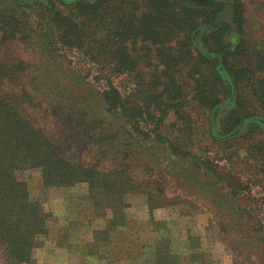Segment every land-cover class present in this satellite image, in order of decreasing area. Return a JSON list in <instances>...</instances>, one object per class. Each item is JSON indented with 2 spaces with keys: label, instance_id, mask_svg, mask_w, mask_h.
<instances>
[{
  "label": "trees",
  "instance_id": "obj_1",
  "mask_svg": "<svg viewBox=\"0 0 264 264\" xmlns=\"http://www.w3.org/2000/svg\"><path fill=\"white\" fill-rule=\"evenodd\" d=\"M6 2L13 8L0 7V251L7 264H30L36 238L46 233L43 208L22 192L19 171L42 169L47 187L88 183L99 209L121 220L129 194L156 197L155 173L163 163L141 137L167 145L173 159L193 156L194 121L185 108L212 112L222 137L246 127L264 128L262 63L244 66L246 44L228 42L233 31L243 30L244 0ZM228 11L231 22L224 19ZM27 23L29 33L24 31ZM140 42L155 48L161 75L146 79L141 74L134 57ZM23 43L41 57L58 60L66 48L100 66L105 63L113 74L138 71L136 94H125L110 77H31L33 66L21 52ZM181 68L190 71L189 78L179 79ZM247 92L258 108L246 100ZM223 106L229 109L222 112ZM36 110L54 127L46 138L38 129ZM170 111L177 122L168 125ZM209 123L208 135L214 137ZM72 145L79 147L77 152H71ZM166 170L172 176L175 167Z\"/></svg>",
  "mask_w": 264,
  "mask_h": 264
},
{
  "label": "rangeland",
  "instance_id": "obj_2",
  "mask_svg": "<svg viewBox=\"0 0 264 264\" xmlns=\"http://www.w3.org/2000/svg\"><path fill=\"white\" fill-rule=\"evenodd\" d=\"M0 3L1 9L9 7L6 0ZM244 3L243 30L233 31L228 42H244L248 53L241 57L243 65L254 68L262 63L258 76L264 77V0ZM141 5L137 14L142 11ZM224 19L231 22L232 12L228 11ZM30 29L27 23L24 31L29 33ZM21 46L33 66L31 77L48 81L61 76L79 80L110 77L125 94H136L133 79L138 71L113 74L105 63L100 66L79 50L61 48L58 60H54L30 51V44ZM137 48L140 56L136 53L134 57L144 78L161 75L163 67L155 48L142 42ZM180 70L179 79L190 77L187 68ZM247 94L246 100L251 101L252 96ZM254 99L252 104L257 107ZM223 107L222 112L228 108ZM193 110L190 106L184 109L194 121L195 131L189 142L192 157L173 159L167 145L154 142V138H140L153 158L158 155L163 163L155 173L159 178L156 197L152 200L145 192L129 194L124 201L128 207L120 209L125 213L121 220L99 209L101 205L94 201L97 196L88 183L47 187L42 169L19 171L22 192L40 204L45 215L46 233L36 238L30 264H264V128L246 127L222 137L212 112ZM35 114L40 134L48 137L54 127L46 121L44 112L36 110ZM173 122H177V116L170 111L166 124ZM207 122L214 137L208 135ZM169 131L174 138L179 134ZM78 149L71 146V152ZM169 165L175 167L172 176L166 170ZM0 264H7L1 251Z\"/></svg>",
  "mask_w": 264,
  "mask_h": 264
}]
</instances>
